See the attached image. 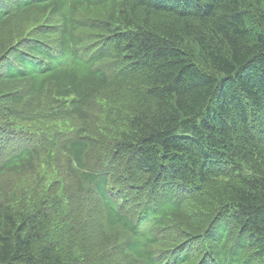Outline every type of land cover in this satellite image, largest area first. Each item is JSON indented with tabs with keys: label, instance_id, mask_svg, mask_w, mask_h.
<instances>
[{
	"label": "trees",
	"instance_id": "16d2710c",
	"mask_svg": "<svg viewBox=\"0 0 264 264\" xmlns=\"http://www.w3.org/2000/svg\"><path fill=\"white\" fill-rule=\"evenodd\" d=\"M0 264H264V0H0Z\"/></svg>",
	"mask_w": 264,
	"mask_h": 264
}]
</instances>
